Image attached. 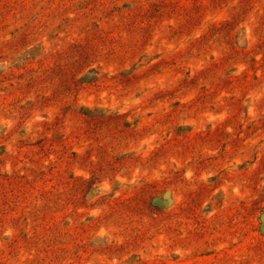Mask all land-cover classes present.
Segmentation results:
<instances>
[{"label":"rangeland","instance_id":"1","mask_svg":"<svg viewBox=\"0 0 264 264\" xmlns=\"http://www.w3.org/2000/svg\"><path fill=\"white\" fill-rule=\"evenodd\" d=\"M0 264H264V0H0Z\"/></svg>","mask_w":264,"mask_h":264}]
</instances>
